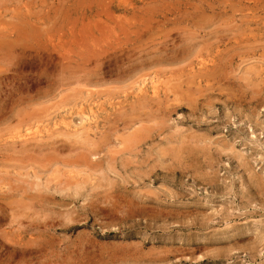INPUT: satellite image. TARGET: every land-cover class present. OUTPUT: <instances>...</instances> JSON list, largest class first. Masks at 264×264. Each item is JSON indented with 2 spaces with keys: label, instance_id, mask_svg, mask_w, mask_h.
Returning a JSON list of instances; mask_svg holds the SVG:
<instances>
[{
  "label": "rangeland",
  "instance_id": "rangeland-1",
  "mask_svg": "<svg viewBox=\"0 0 264 264\" xmlns=\"http://www.w3.org/2000/svg\"><path fill=\"white\" fill-rule=\"evenodd\" d=\"M0 264H264V0H0Z\"/></svg>",
  "mask_w": 264,
  "mask_h": 264
},
{
  "label": "bare ground",
  "instance_id": "bare-ground-1",
  "mask_svg": "<svg viewBox=\"0 0 264 264\" xmlns=\"http://www.w3.org/2000/svg\"><path fill=\"white\" fill-rule=\"evenodd\" d=\"M220 51V50H219ZM221 54V53H220ZM219 54V55H220ZM213 57V56H212ZM218 57V56H217ZM220 57V56H219ZM203 61V60H202ZM216 61V60H215ZM214 61V62H215ZM154 62V61H153ZM204 62V61H203ZM210 62V61H209ZM215 63H217V62H215ZM216 65V64H215ZM194 66V65H193ZM202 68V67H201ZM218 68V67H217ZM259 70V69H258ZM199 71V70H198ZM204 71V70H203ZM256 71H257V69H256ZM258 72V71H257ZM201 73V72H200ZM205 73V72H204ZM207 73V72H206ZM196 74H197V72H196ZM209 74V73H208ZM211 74V73H210ZM204 76V75H203ZM197 78V77H196ZM256 78V77H255ZM258 78V77H257ZM175 85V84H174ZM161 87H163V86H161ZM164 88V87H163ZM170 91V90H169ZM147 92V91H146ZM166 92V91H165ZM167 93V92H166ZM146 94V93H145ZM145 94H144V96H145ZM165 95V94H164ZM167 95V94H166ZM141 97V96H140ZM146 97H148V96H146ZM166 97V96H165ZM145 98V97H144ZM149 98H152V97H149ZM164 98V97H163ZM141 100V99H140ZM154 100H155V98H154ZM163 101V100H162ZM164 102V101H163ZM136 103V102H135ZM165 103V102H164ZM159 104V103H158ZM137 106V105H136ZM145 109V108H144ZM143 109V110H144ZM159 110V109H158ZM169 111V110H168ZM81 118H82V116H81ZM67 122V121H66ZM56 124V123H55ZM75 124V123H74ZM98 126V125H97ZM92 128V127H91ZM60 129H62V128H60ZM66 129H67V127H66ZM82 129V128H81ZM65 130V129H64ZM71 131V130H70ZM31 132V131H30ZM29 132V133H30ZM35 133V132H34ZM70 133V132H69ZM27 134V133H26ZM32 134V133H31ZM77 135H78V131H77V133H76ZM38 135V134H37ZM44 135V134H43ZM41 136V135H40ZM86 137H87V135H85ZM70 137V136H69ZM74 138V137H73ZM85 138V137H84ZM23 139V138H22ZM91 142V141H90ZM76 143V142H75ZM92 144V143H91ZM255 233V232H254Z\"/></svg>",
  "mask_w": 264,
  "mask_h": 264
}]
</instances>
